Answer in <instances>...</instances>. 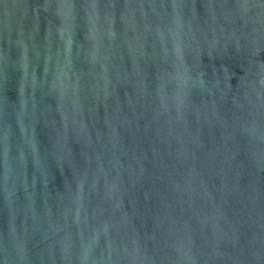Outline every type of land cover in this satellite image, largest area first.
<instances>
[{"label":"water","instance_id":"water-1","mask_svg":"<svg viewBox=\"0 0 264 264\" xmlns=\"http://www.w3.org/2000/svg\"><path fill=\"white\" fill-rule=\"evenodd\" d=\"M0 264H264V0H0Z\"/></svg>","mask_w":264,"mask_h":264}]
</instances>
